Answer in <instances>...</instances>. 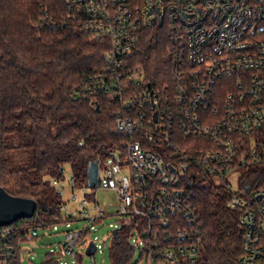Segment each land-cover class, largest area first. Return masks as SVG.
Masks as SVG:
<instances>
[{"label":"built area","instance_id":"2783aa9c","mask_svg":"<svg viewBox=\"0 0 264 264\" xmlns=\"http://www.w3.org/2000/svg\"><path fill=\"white\" fill-rule=\"evenodd\" d=\"M63 1L61 18L44 11L37 26L72 22L111 43L107 65L72 98L92 106L106 98L115 105L124 143L97 161L95 189L113 190L117 202L95 201L91 213L86 200L73 209L64 201V221L35 226L30 240L65 225V238L50 256L60 264H83L85 256L109 253L126 225L134 253L140 250L136 264H197L203 223L196 199L202 188L215 186L228 192L227 207L239 212L240 264L264 260V183L251 188L244 177L246 168L264 165V0ZM154 27L170 38V76L158 81L131 56L142 32ZM1 131L0 120V145ZM60 184L53 181L62 195ZM110 215L119 218L114 229L92 238ZM15 238L11 230L0 233V264H22V242Z\"/></svg>","mask_w":264,"mask_h":264},{"label":"trees","instance_id":"16d2710c","mask_svg":"<svg viewBox=\"0 0 264 264\" xmlns=\"http://www.w3.org/2000/svg\"><path fill=\"white\" fill-rule=\"evenodd\" d=\"M44 11L61 18L67 7L63 0H0V186L37 203L32 218L0 227V233L11 230L17 244L30 240L35 226L64 221V200L53 181L64 179L65 165L70 166L73 188L89 187L90 162L101 164L124 143L109 99L92 106L72 98L89 75L107 65L110 41L96 40L72 22L37 26ZM169 47L163 27L146 29L131 55L133 65L144 66L152 81L168 79ZM244 177L251 188L262 185L264 165L246 168ZM228 200V192L215 186L202 188L197 196L203 223L197 264H240L244 232L239 212L227 207ZM133 254L125 225L111 241L109 258L111 264H128ZM43 264L60 263L50 256Z\"/></svg>","mask_w":264,"mask_h":264},{"label":"rangeland","instance_id":"374dc122","mask_svg":"<svg viewBox=\"0 0 264 264\" xmlns=\"http://www.w3.org/2000/svg\"><path fill=\"white\" fill-rule=\"evenodd\" d=\"M64 179L61 180L60 188L63 189L62 197L65 202L69 205L70 208H76L79 204V201L86 200V207L94 213V202L97 201L100 204L106 203H116L117 195L113 190L109 189H83V188H73V184L71 182V169L69 165L64 166L63 172ZM73 194L78 195V199L76 201L71 200V196ZM86 194L91 195V200L86 196ZM114 207H109L113 209ZM119 218L115 215L107 216L103 220V225L98 226L97 232H94L92 238L98 236L99 238H104L109 232H111L114 227L111 225L117 224ZM87 222V221H86ZM83 222H75V226H81ZM65 229V225H60L59 233H51L39 231L36 238L33 240H28L23 242L21 247L20 257L22 259V264H43L48 257H50V251L52 248H55L59 245L61 241L64 240L65 236L61 232ZM140 250L137 249L133 254L132 259L128 264H136L139 261ZM111 264L108 250L106 249L104 254L97 252L95 258L90 256H85L83 264ZM142 264V263H140Z\"/></svg>","mask_w":264,"mask_h":264},{"label":"water","instance_id":"95a60500","mask_svg":"<svg viewBox=\"0 0 264 264\" xmlns=\"http://www.w3.org/2000/svg\"><path fill=\"white\" fill-rule=\"evenodd\" d=\"M98 171V162H90L88 167V186L90 188H97L98 186ZM36 210L37 203L35 200L14 196L0 186V227L24 218H32ZM93 252L94 245H91L89 253Z\"/></svg>","mask_w":264,"mask_h":264}]
</instances>
